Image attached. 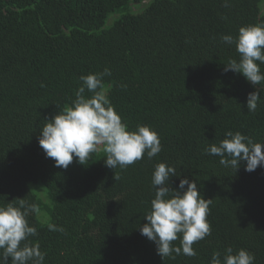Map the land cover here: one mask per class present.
I'll use <instances>...</instances> for the list:
<instances>
[{
    "label": "trees",
    "instance_id": "1",
    "mask_svg": "<svg viewBox=\"0 0 264 264\" xmlns=\"http://www.w3.org/2000/svg\"><path fill=\"white\" fill-rule=\"evenodd\" d=\"M224 2L0 0V204L24 198L39 207L28 217L38 233L29 239L45 253L44 264H211L228 247L264 264V166L249 172L241 162L236 172L204 152L228 130L264 143V90L249 112L247 97L257 88L224 71L239 54L221 39L264 25V0ZM133 4L144 7L134 13ZM105 68L106 94L122 121L132 130L151 126L162 150L125 169L107 167L102 151L87 165L74 158L58 168L40 147V131L71 105L80 76ZM160 162L176 170L172 188L188 177L211 199V235L193 244L195 256L162 258L141 234Z\"/></svg>",
    "mask_w": 264,
    "mask_h": 264
},
{
    "label": "clouds",
    "instance_id": "2",
    "mask_svg": "<svg viewBox=\"0 0 264 264\" xmlns=\"http://www.w3.org/2000/svg\"><path fill=\"white\" fill-rule=\"evenodd\" d=\"M224 6L228 7V0ZM226 44H235L239 59L230 58L224 71L241 73L257 88L247 97L249 112H255L264 90V25H244L238 35H222ZM111 75L105 68L101 73H89L79 79L81 86L75 92V99L70 106L60 109L42 127L38 137L40 147L46 157L55 161L58 168L67 169L74 158L80 164L87 165L93 153L103 152L104 163L116 170L127 168L147 157L159 154L162 150L158 133L148 125H137L135 130L122 121L120 114L111 104L103 83V77ZM123 86V85H122ZM260 86V87H258ZM92 93L87 97L85 92ZM208 155L219 156V163L225 167L239 169L245 162L246 171H254L264 166V143L239 131H226L225 138L219 143L205 147ZM176 175L173 166L160 162L155 165L152 185L155 196L151 208L144 217L146 223L140 226L141 234L153 241L157 254L162 258L175 255L195 256L193 244L211 235V225L207 219L211 199L200 194L197 183L188 177L180 179L178 188H172L170 178ZM115 181L120 179L114 174ZM40 209L35 203L24 198L13 199L0 204V264H44L45 253L39 243L29 239L37 235V228L30 225L28 217L39 215ZM49 231L63 232L62 227L48 223ZM179 239L180 245L173 242ZM255 256L247 249L233 252L226 248L223 256L219 251L213 253L211 264H254Z\"/></svg>",
    "mask_w": 264,
    "mask_h": 264
},
{
    "label": "rangeland",
    "instance_id": "3",
    "mask_svg": "<svg viewBox=\"0 0 264 264\" xmlns=\"http://www.w3.org/2000/svg\"><path fill=\"white\" fill-rule=\"evenodd\" d=\"M145 3H147V2H145ZM143 7H144L143 4H133L131 6V10L134 13H138V12H140L143 9ZM37 186H39V184H36V183H30L29 184V187H30L31 190H34ZM40 194H41V196L43 198L44 197L43 193H40Z\"/></svg>",
    "mask_w": 264,
    "mask_h": 264
}]
</instances>
